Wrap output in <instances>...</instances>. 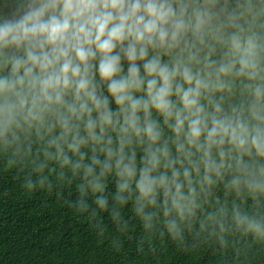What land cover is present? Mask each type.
Listing matches in <instances>:
<instances>
[{"label": "clouds", "instance_id": "clouds-1", "mask_svg": "<svg viewBox=\"0 0 264 264\" xmlns=\"http://www.w3.org/2000/svg\"><path fill=\"white\" fill-rule=\"evenodd\" d=\"M0 156L101 231L264 241V0H0Z\"/></svg>", "mask_w": 264, "mask_h": 264}, {"label": "trees", "instance_id": "trees-1", "mask_svg": "<svg viewBox=\"0 0 264 264\" xmlns=\"http://www.w3.org/2000/svg\"><path fill=\"white\" fill-rule=\"evenodd\" d=\"M28 169L0 156V264H264V241L233 230L226 243L207 234H186L178 244L159 232L147 233L131 212L129 227L117 233L106 213L103 231L70 206L69 186L52 191L23 187ZM221 199H237L234 195ZM249 211V198L238 200Z\"/></svg>", "mask_w": 264, "mask_h": 264}]
</instances>
